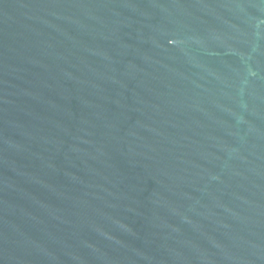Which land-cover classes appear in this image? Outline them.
I'll list each match as a JSON object with an SVG mask.
<instances>
[{"label":"water","instance_id":"1","mask_svg":"<svg viewBox=\"0 0 264 264\" xmlns=\"http://www.w3.org/2000/svg\"><path fill=\"white\" fill-rule=\"evenodd\" d=\"M0 264H264V0H0Z\"/></svg>","mask_w":264,"mask_h":264}]
</instances>
